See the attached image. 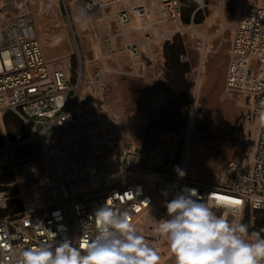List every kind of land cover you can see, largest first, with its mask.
Instances as JSON below:
<instances>
[{
  "label": "built area",
  "instance_id": "obj_1",
  "mask_svg": "<svg viewBox=\"0 0 264 264\" xmlns=\"http://www.w3.org/2000/svg\"><path fill=\"white\" fill-rule=\"evenodd\" d=\"M76 3L82 18L112 9L121 33L143 31L144 42L154 37L155 25L182 21L180 0ZM235 10L221 94L243 95L246 108L239 119L257 120V129L253 145L241 147L239 157L226 164L225 179L211 182L180 178L174 166L182 170V156H172L165 145L145 160L139 146L119 143L120 120L110 108L106 79L115 70L87 69L79 45L74 63L48 60L33 21L25 14L5 15L0 4V119L10 112L24 122L44 169L37 197L0 217V264H17L22 250L51 243L50 231L57 242L66 237L81 246L95 233V209L107 201L118 214L127 212L133 225L152 209L168 218L165 203L185 186L211 199L218 205L213 211L229 222H242L247 210L252 220L255 211H264V0H237ZM125 49L132 72L143 75L152 57L128 39Z\"/></svg>",
  "mask_w": 264,
  "mask_h": 264
},
{
  "label": "rangeland",
  "instance_id": "obj_2",
  "mask_svg": "<svg viewBox=\"0 0 264 264\" xmlns=\"http://www.w3.org/2000/svg\"><path fill=\"white\" fill-rule=\"evenodd\" d=\"M74 0H0L2 5V11L7 16H14L18 14L27 15L33 22L39 21L40 27L38 31L44 34V41L42 45L49 48V53L55 55L54 43L52 41L53 35L58 34L60 38V45L63 48L64 56L56 60L66 61L71 58L72 62L75 61V53L77 52L76 46L79 45L84 54V60L90 59L89 70H95L97 67L108 66L120 71L121 67L118 64L124 66V68L131 70L132 63L130 62V68H128V62L131 60L129 54L122 49H117V42L119 37L114 35L121 33L120 26L112 16L110 8L97 9L89 13L86 17L82 18L79 15L80 7ZM254 2L257 0H253ZM236 3L237 0H222L207 2L200 0V7L203 10L204 20L201 23H185L168 21L160 23L154 26V30L161 37H158L159 41H155L156 47L158 42L171 41L174 37H178L183 41L186 50L190 52V56H195V62L197 68L193 71L192 76H187L189 80L193 78V102L189 110L187 123L178 133H172L178 140L163 141L159 140L156 136L150 139V145L159 143V145L167 143L168 147L177 146L180 138L183 139L185 144L186 140L192 142L190 147L191 154L189 156V164L197 165L198 159H204L206 168H215L216 173L213 176L211 182H216L221 179H225L226 164H221L218 168L216 165L218 145H220L225 153L231 156L230 147L234 144H238L239 147L246 144L251 140L254 135V127H250L246 130L240 127V123L236 118H232L231 114L229 119L233 122V128L228 131L221 130L215 123L213 117L206 113L204 110L205 102L201 101L198 96L200 94V88H203L201 81V75L207 70L206 62L200 55H195V47L198 46V42H203L196 30L199 32L202 27L215 26L222 30L224 37V43L228 46L229 39L233 27L236 22ZM113 17V19H112ZM60 19V20H59ZM61 21V22H60ZM63 21V23H62ZM66 23L70 34V45L66 44V38L62 37V31L66 30ZM123 35V33H121ZM222 35L220 37L222 38ZM142 39L138 33L134 34V40ZM76 40V41H75ZM46 41V42H45ZM85 49H83V45ZM144 55H150L151 51L148 46L143 45ZM151 56V55H150ZM188 61V59H186ZM153 63V59L148 64ZM200 64L202 70H200ZM209 65V64H208ZM114 68V66L112 67ZM114 68V69H115ZM222 71L225 72L226 64H222ZM218 72V68H215ZM165 71V68H164ZM191 71V70H190ZM118 72V71H117ZM138 75L134 72H131ZM140 76V75H139ZM218 87L214 93L218 94L216 100L222 102L221 93ZM224 97V96H223ZM202 98V97H201ZM208 105L216 103L214 99H210ZM228 106V103H225ZM225 109H223L224 113ZM245 111L241 109L240 115ZM230 120V121H231ZM236 132L234 133V131ZM245 134L248 135V139L245 138ZM31 134L27 130L24 122L17 116L10 112H5L2 119H0V192H4V195L0 200V210H4L10 201L15 200L21 202L22 206L27 203L32 197H37V193L41 188L43 181L44 169L39 156V151L36 145L29 140ZM125 140H131L128 137ZM134 142V141H133ZM202 143V144H201ZM215 143L216 145H207ZM183 144V147H184ZM198 144V145H197ZM201 146V147H200ZM183 150V148H182ZM182 153V151H181ZM181 153H177L176 157L179 158ZM175 156V155H173ZM215 157V158H214ZM215 159V160H214ZM39 198V197H38ZM255 217V215L253 214ZM245 218V215L242 219ZM251 218V216H250ZM252 220V219H251Z\"/></svg>",
  "mask_w": 264,
  "mask_h": 264
},
{
  "label": "crops",
  "instance_id": "obj_3",
  "mask_svg": "<svg viewBox=\"0 0 264 264\" xmlns=\"http://www.w3.org/2000/svg\"><path fill=\"white\" fill-rule=\"evenodd\" d=\"M110 10L112 12V16L114 17L113 10ZM33 24L36 27V34L38 38L41 40V42H43L45 40L44 34L38 31V28L40 27L39 21H34ZM222 30L223 29L215 26L202 27L199 32L196 30L197 34L201 38H204L203 42H198V46L195 47V55H200V61L201 57H203L207 68L205 72H201L203 73L201 75L202 77H200L202 78L201 81L203 83V88H200V94H198L197 97H199L201 101L205 102L204 110L213 117L216 125L221 130L228 131L233 128V122L231 119H229L230 113H232V118H236L237 121V117L240 116L241 109L246 108V98L241 94H231L224 97L221 94L222 98H224L222 102L216 100V96L218 94H215L214 91L218 87H220V90L224 88L232 37L231 33L229 45L227 46L224 43L226 38L224 35H222ZM136 33L142 36V39L140 38L138 40H134V34ZM152 33L154 37L149 42H144L143 31L133 30L128 32L126 35H122L121 33L119 34V32H117V34L114 35L115 37H119V41L116 44L117 49H122L128 54L125 49L126 39L141 44L142 50L144 48L143 45L146 47L148 46L150 49L149 51H151L150 55L153 59V63L148 64V66L144 69L143 75L140 76L131 73L132 71L129 69L127 70V68L124 70L121 69L124 68V66L121 64H118V67H121L119 71L113 64L112 67L114 66L115 69L112 67L111 69L115 71L110 72L106 77L108 83L112 87L110 108L118 114L120 120L118 141L119 143L124 144L126 147H130L132 144L139 146L142 149L145 160H149L152 153L161 146L159 143L150 145V139L153 136H156L159 140L163 141L171 140L173 142V139L176 141L178 140V138H175L171 132L161 131L158 129H150L147 131L150 123L159 116L160 111L168 98V82L164 75L165 57L163 42H158L155 47V44L153 43H155V41H159L158 37L161 36L158 35L154 29H152ZM220 35H222V38ZM62 37L64 39L66 38V44L70 45L71 39L67 23L66 30L62 31ZM52 41L54 43L53 45L55 49V55L49 53V48L47 46H43L45 56L50 61L62 58L64 56L63 48L60 45L61 40L57 33L53 35ZM82 47L85 49L84 45ZM185 58L188 59L191 64V71L187 74V76H192L193 71H195L197 68V61L195 62V56L193 54L190 56V52L188 50H186ZM85 61L87 64V69H89L88 64L90 63V59H85ZM130 62L131 60L128 62V68L131 69L132 65L130 67ZM222 64H226L225 72L222 71ZM202 66L203 64H200V70H202ZM215 68H218V72L215 71ZM191 80L193 81V78ZM210 99H214V102L216 103L210 104L209 106L208 101H211ZM225 103H228V106H225ZM223 109H225V111L224 113H221L223 112ZM238 121L240 123V127L245 130V133L248 128L254 127V135L251 137L249 142L244 144L245 146L251 147L256 136L257 120L254 119L250 122H244L242 124V120L238 117ZM235 132L236 130L234 133ZM245 135V138L248 139V135ZM126 137L129 139H134H132V141L125 140L124 138ZM162 145L168 147L167 143ZM192 145L193 144L190 140L185 141L181 153L183 159L182 170L185 171L186 175L189 177L205 181H212L213 176L216 173V169L206 168L205 163H203L204 159L199 158V163L197 165H195V163L189 164V158L192 159V157L189 156L191 154L189 151ZM207 145L212 146L216 144L212 143ZM241 147H239L238 144L231 146L230 152L232 154L229 156L225 153V150L220 145H218V153L216 158L214 157L217 159L216 166L219 168L221 164H227L234 157H239V150ZM169 149L172 156L177 155L178 145L176 147L170 146ZM161 219H166L165 215L157 209H152L143 214L134 226L137 229V232L144 237L145 242L158 252L160 256L159 264H175L174 254L171 252L166 239L154 232L155 226Z\"/></svg>",
  "mask_w": 264,
  "mask_h": 264
},
{
  "label": "clouds",
  "instance_id": "obj_4",
  "mask_svg": "<svg viewBox=\"0 0 264 264\" xmlns=\"http://www.w3.org/2000/svg\"><path fill=\"white\" fill-rule=\"evenodd\" d=\"M180 178L186 175L174 166ZM165 196L167 192L163 193ZM166 219L154 232L164 237L174 254L175 264H264V236L249 233L239 220L229 222L214 211L195 188L185 186L165 203ZM95 233L81 246L68 238L22 250L17 264H159L158 252L130 222L127 212L117 213L108 201L95 209ZM91 218V217H90ZM87 234V224L84 226Z\"/></svg>",
  "mask_w": 264,
  "mask_h": 264
},
{
  "label": "trees",
  "instance_id": "obj_5",
  "mask_svg": "<svg viewBox=\"0 0 264 264\" xmlns=\"http://www.w3.org/2000/svg\"><path fill=\"white\" fill-rule=\"evenodd\" d=\"M181 17L185 23H201L204 20L200 0H180ZM207 2V0H203ZM165 71L168 82V98L163 105L159 116L148 126L150 129L178 133L187 123L190 107L193 102V81L187 78L191 64L186 60V48L182 40L174 37L164 43ZM183 139L178 141V153L183 148ZM23 209L21 202L12 200L4 210H0V217L19 212ZM255 218L251 220L250 211L247 210L243 223L248 225L249 233H259L264 236V211L254 212Z\"/></svg>",
  "mask_w": 264,
  "mask_h": 264
},
{
  "label": "bare ground",
  "instance_id": "obj_6",
  "mask_svg": "<svg viewBox=\"0 0 264 264\" xmlns=\"http://www.w3.org/2000/svg\"><path fill=\"white\" fill-rule=\"evenodd\" d=\"M81 16H83V15L81 14Z\"/></svg>",
  "mask_w": 264,
  "mask_h": 264
}]
</instances>
